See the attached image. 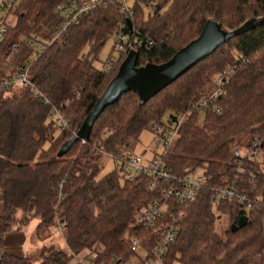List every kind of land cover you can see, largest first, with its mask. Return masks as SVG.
<instances>
[{
    "label": "trees",
    "instance_id": "1",
    "mask_svg": "<svg viewBox=\"0 0 264 264\" xmlns=\"http://www.w3.org/2000/svg\"><path fill=\"white\" fill-rule=\"evenodd\" d=\"M67 1L15 0L0 18L6 26L0 37V78L29 54L24 45L16 51L9 45L41 28L55 29L54 8ZM147 1L133 0L130 15L109 3L67 27L29 68L39 94L18 84L0 91V264H67L74 257L124 264L138 256L130 250L129 236L150 250L155 234L135 222L137 211L157 198L145 188L147 177L128 181L112 169L99 175L101 155L91 147L133 152L141 131L191 109L228 67L233 72L222 92L185 116L164 154L173 173L198 170L204 183L193 201L179 207L183 216L162 264H264V21L219 46L143 105L138 106L135 93H122L103 108L86 140L56 157L130 47L137 50L136 65L158 64L194 39L208 18L233 29L250 17H264V0ZM142 4L149 8L145 16ZM113 34L127 35L125 52L108 69H97L92 60ZM84 46L88 52L81 54ZM51 107L66 119L64 129L49 117ZM224 185L234 186L253 205L244 210L234 201H220L213 214L210 188ZM16 209L20 225L37 219L36 235L56 223L64 249L50 245L34 258L22 255L23 239L18 228L12 230ZM221 216L228 225L217 231ZM241 216L245 224L231 229Z\"/></svg>",
    "mask_w": 264,
    "mask_h": 264
},
{
    "label": "built area",
    "instance_id": "2",
    "mask_svg": "<svg viewBox=\"0 0 264 264\" xmlns=\"http://www.w3.org/2000/svg\"><path fill=\"white\" fill-rule=\"evenodd\" d=\"M133 0H69L59 3L54 8V13L58 16L59 22L55 29L41 28L34 31L27 37L9 45V50L16 51L20 45H24L28 50V57L16 68V70L6 77L0 78V91L7 89L13 84L29 86L35 94L38 90L33 86L29 78V68L32 62L69 26L78 23L80 17L99 7H106L109 3H118L119 9L123 13L130 15L131 10L128 2ZM15 0H0V18L13 6ZM151 2L148 0L147 4ZM6 26L0 24V37L5 32ZM123 35H119L114 48L118 55L125 52L123 47ZM152 42H148L151 45ZM129 49H134L130 47ZM128 49V50H129ZM127 50V51H128ZM137 51V50H136ZM127 53V52H126ZM118 59V58H117ZM117 60L110 57L106 61L104 69H108ZM233 70L228 67L222 70L214 78V88L212 92L198 101L191 109L180 114L173 113L166 116L162 122L154 123L150 126L152 142L154 148L149 157L133 152L113 153L105 151L102 147L93 146L91 151L102 157L111 160V169L121 178L131 181L137 176H146L145 188L148 192L156 193L157 198L147 205L142 206L135 215V222L142 227L152 229L155 234L154 242L150 250L141 248L138 238L129 236L128 242L130 250L138 254L132 258L130 264H162L166 250L175 239L179 223L182 219V212L179 207L193 201L203 186L204 177L198 170L184 174H175L166 167L164 154L172 143L176 131L181 121L190 112L200 111L208 102L215 99L222 92V85L232 74ZM49 117L60 128L67 126V121L56 107H51ZM255 145V144H254ZM256 146V145H255ZM257 149L253 148L251 156L255 157ZM210 207L213 214L217 213V206L220 201H234L241 209L247 210L253 202L232 185L212 187ZM264 258V246L262 249ZM75 264H92L89 258L74 257ZM97 264H119L115 259ZM126 264V263H124Z\"/></svg>",
    "mask_w": 264,
    "mask_h": 264
},
{
    "label": "water",
    "instance_id": "3",
    "mask_svg": "<svg viewBox=\"0 0 264 264\" xmlns=\"http://www.w3.org/2000/svg\"><path fill=\"white\" fill-rule=\"evenodd\" d=\"M156 11L157 6L154 7V12ZM263 21L264 17H250L233 29H224L218 20L208 18L194 39L179 48L169 59L158 64L146 62L136 65L137 51L129 49L77 130L60 144L56 157L66 153L76 141L86 140L94 120L103 108L112 104L122 93L128 91L135 93L138 98V106L143 105L158 91L209 56L219 46ZM126 24L129 27L128 20H126ZM245 222V216H241L230 228L235 229L243 226Z\"/></svg>",
    "mask_w": 264,
    "mask_h": 264
},
{
    "label": "rangeland",
    "instance_id": "4",
    "mask_svg": "<svg viewBox=\"0 0 264 264\" xmlns=\"http://www.w3.org/2000/svg\"><path fill=\"white\" fill-rule=\"evenodd\" d=\"M129 6H131L132 2H128ZM144 16L149 12V8L147 5L142 4L141 6ZM118 36L113 34L109 36L99 51L96 54V57L92 60L93 65L100 70H103L107 59L110 57L112 60H117L118 53L114 48L115 42ZM127 39V35L123 36V42ZM88 52V47L84 46L81 49V54H86ZM57 133V130L54 134ZM154 148V143L152 142L151 133L149 130L145 129L140 132L138 136V141L135 143L133 147L134 154H142L144 157H149L151 155V150ZM259 156V155H258ZM262 156L260 157V159ZM101 169L99 175H103L107 171L111 170V160L107 157H102L100 159ZM21 217L20 211L16 209L14 211V219L12 230L18 228L19 234L22 237L23 241L20 245V253L24 256H30L32 258L36 257L38 252L42 247L53 246L64 249V242L62 239V230L58 227V225L52 224L50 225L44 232L35 234V226L37 224V219L35 217H29L28 220L24 224H19L17 221ZM227 220L225 216H221L217 221L216 230L220 231L221 229L227 227ZM9 242V240H8ZM74 259H70L67 264H74ZM131 261L126 264H130Z\"/></svg>",
    "mask_w": 264,
    "mask_h": 264
}]
</instances>
